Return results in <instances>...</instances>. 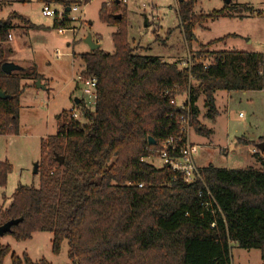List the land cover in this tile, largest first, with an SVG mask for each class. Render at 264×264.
Masks as SVG:
<instances>
[{
	"label": "trees",
	"instance_id": "obj_1",
	"mask_svg": "<svg viewBox=\"0 0 264 264\" xmlns=\"http://www.w3.org/2000/svg\"><path fill=\"white\" fill-rule=\"evenodd\" d=\"M197 2L179 1L181 27L189 44L197 26L225 16L231 6L196 15ZM118 7L110 10L103 4L100 9L101 21L117 26L114 53L99 49L77 56L82 75L97 80L95 106L79 99L74 105L81 120L67 110L57 116L56 135L41 142V162L48 170L41 173L39 188L20 185L10 205L0 209V225L20 220L9 233L18 242L50 232L53 253L59 254L67 242L71 264H232L233 243L260 250L264 264V152L263 158L259 149L256 154L260 169L212 165L201 169L219 206L216 214L204 210L198 197L205 190L200 182L188 186L168 165L156 168L147 162L169 137L181 136L184 110L172 105L166 92L187 93L192 128L209 135L199 120V99H204L205 117L214 121L219 114L217 92L264 91V54L207 50L228 36L202 46L185 68L178 62L141 56L128 39L127 15L116 18ZM12 17L21 18L13 14L7 22L0 21V92L8 96L0 99V135L19 133L20 98L27 88L23 81L31 73L34 87L38 79L42 81L35 67L10 75L1 70L9 62L5 45ZM54 25L58 26L57 20ZM150 138L155 145H150ZM260 144L264 145V137L256 147ZM57 157L63 158V165ZM11 172V164L0 162V187H6ZM9 254L11 248L0 244V264ZM11 260L49 264L33 262L26 254L20 258L13 253Z\"/></svg>",
	"mask_w": 264,
	"mask_h": 264
},
{
	"label": "rangeland",
	"instance_id": "obj_2",
	"mask_svg": "<svg viewBox=\"0 0 264 264\" xmlns=\"http://www.w3.org/2000/svg\"><path fill=\"white\" fill-rule=\"evenodd\" d=\"M65 1L69 4L45 5L60 12L78 4V0ZM179 1L128 0L122 6L113 0H92L87 2L85 9H81L82 17L69 24L74 32L63 34H59L54 25L55 17L43 16L44 4L37 0L0 3V21L13 14L22 18H11V39L5 45L9 50L8 61L23 69L35 67L42 78L41 84L45 86L44 89L34 87L32 73L29 79L23 81L30 87L20 98L19 133L0 135V162L7 161L12 166L6 187H0V209L10 205L20 185L39 188L41 173L48 170L46 163L41 162V142L56 135L57 116L64 110L70 111L75 106V100L82 98L81 85L75 81L83 72V65L77 56L90 52L85 39L90 35L94 43L99 41L102 51L114 53L113 34L117 32V26L101 21L103 4L110 10L119 5L115 13L127 15L128 39L135 53L141 56L178 62L180 68H185L202 46L228 36L207 47V50L264 54V0H229V3L228 0H198L194 9L196 15H207L226 5L231 6L225 16L197 26L191 44L187 43L181 27ZM176 97L181 103L186 96L182 93ZM215 98L219 114L214 121L205 117L204 99L201 97L197 103L200 123L210 134L199 133L194 128L190 131L189 142L197 147L195 165L199 169L210 165L220 169L252 166L257 169L256 154L251 151L264 137V91H219ZM82 123L85 124L84 121ZM147 162L156 168L163 166L158 157L149 158ZM35 165H38L36 174ZM52 240L50 232L34 233L31 239L21 242L9 234L5 235L0 244L9 246L11 254L5 257L4 264H12L13 253L20 258L26 254L33 262L46 260L49 264H71L67 242L55 255ZM231 258L232 264H263L260 250L242 249L236 243L232 244Z\"/></svg>",
	"mask_w": 264,
	"mask_h": 264
},
{
	"label": "built area",
	"instance_id": "obj_3",
	"mask_svg": "<svg viewBox=\"0 0 264 264\" xmlns=\"http://www.w3.org/2000/svg\"><path fill=\"white\" fill-rule=\"evenodd\" d=\"M113 2L124 6L127 4L128 0H113ZM86 4V0H78V4L74 7L64 8L60 12L53 11L49 5H44L42 14L45 17H55V20L58 22L57 31L59 34H63L67 31L74 32L69 24L82 17L81 9H85L87 6ZM78 14L80 16H78ZM9 39H11V36H9ZM75 82L77 85H81V99H83L86 104L95 106L97 100V80L95 78H85L81 73L77 76ZM165 96L170 98V103L172 105L183 109L185 114L181 116L179 121L181 126V136L169 137L163 143L161 148L155 150L156 157L162 160L163 165H168L172 171L181 174L186 185L190 186L200 182L205 188V190H200L198 194V197L202 200V206L206 212L216 214L220 212L219 206L203 181L201 169H199L194 162L197 147L191 145L189 142V134L192 129L189 95L185 93V100L181 103L176 100L177 95L173 96L170 92H166ZM70 111L73 119L78 120L80 118V112L77 107L74 106ZM251 153L253 155L259 153L258 148L255 147ZM142 186L143 185H140V187ZM212 227H215V224H213Z\"/></svg>",
	"mask_w": 264,
	"mask_h": 264
},
{
	"label": "water",
	"instance_id": "obj_4",
	"mask_svg": "<svg viewBox=\"0 0 264 264\" xmlns=\"http://www.w3.org/2000/svg\"><path fill=\"white\" fill-rule=\"evenodd\" d=\"M180 1H182V0H180ZM227 3H229V0L227 1ZM116 18L120 20L122 18V16L118 15ZM3 21L7 22V20H3ZM85 43L88 45L90 52H94L96 50L101 49L100 44L94 43L92 40V37L90 35L85 39ZM1 70L4 74L10 75L14 72L22 71L23 68L14 64V63L7 62V63H4L2 65ZM36 86L38 89H44L45 88V86L43 84H41L40 79H38L36 81ZM0 99H3V100L8 99V96L4 92H0ZM75 103L79 104V99H76ZM149 143H150V145H155V142L152 138L149 139ZM257 148L260 150L261 153L264 152V145L263 144L258 145ZM56 160L60 165H63L64 160L62 157H57ZM37 169H38V165H35L34 174L37 173ZM19 222H20V220H12V221H9L3 225H0V237L2 238L6 234H9L12 231V227L18 225Z\"/></svg>",
	"mask_w": 264,
	"mask_h": 264
},
{
	"label": "crops",
	"instance_id": "obj_5",
	"mask_svg": "<svg viewBox=\"0 0 264 264\" xmlns=\"http://www.w3.org/2000/svg\"><path fill=\"white\" fill-rule=\"evenodd\" d=\"M97 43L99 44V41H98ZM162 60H163V59H162ZM163 61H164V60H163ZM27 87H30V86H27ZM247 142H248V141H247ZM255 146H256V145H255ZM260 158H263V153L261 154V157H260ZM256 164H257V167H258L257 169H260V168H261V162H259L258 159H257V163H256ZM252 167H253V166H252Z\"/></svg>",
	"mask_w": 264,
	"mask_h": 264
}]
</instances>
